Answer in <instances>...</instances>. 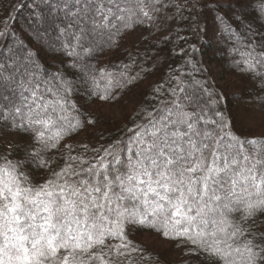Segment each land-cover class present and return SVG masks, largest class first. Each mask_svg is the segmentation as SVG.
Returning a JSON list of instances; mask_svg holds the SVG:
<instances>
[{
	"label": "snow or ice",
	"instance_id": "obj_1",
	"mask_svg": "<svg viewBox=\"0 0 264 264\" xmlns=\"http://www.w3.org/2000/svg\"><path fill=\"white\" fill-rule=\"evenodd\" d=\"M9 6L0 18V264H154L159 256L131 239L143 233L182 250L186 264H264V118L254 115L264 100H246L253 94L240 85L219 90L191 55L195 44L109 129L115 135L76 140L96 134L97 110L156 72L127 50L97 66L138 29L159 34L185 21L199 39L211 15L230 34L233 68L264 93V23L246 11L252 0L229 6L235 29L216 15L218 0ZM256 7L264 13V0ZM24 8L16 30L12 12Z\"/></svg>",
	"mask_w": 264,
	"mask_h": 264
},
{
	"label": "trees",
	"instance_id": "obj_2",
	"mask_svg": "<svg viewBox=\"0 0 264 264\" xmlns=\"http://www.w3.org/2000/svg\"><path fill=\"white\" fill-rule=\"evenodd\" d=\"M19 2L20 0H12V3L14 4H18ZM24 2L29 3L30 0H24ZM218 2L223 5V8L221 11L217 12L216 15L225 17V24L231 22L235 29L237 27L236 21L233 19V13L229 10L230 5L234 6V0H218ZM260 2L261 0H252L253 7L246 9V11L259 16L260 20L258 23H264V13H260L259 8L256 7ZM10 10L9 0H0V18L7 16ZM28 11V8H24L17 12H12L13 16H18V21L13 25L16 30H19L20 26L25 23V17L27 16ZM201 19L202 25H209L212 28V31L199 39L192 36L189 28L190 22L176 21L168 30L159 34L153 33L150 35L148 31L138 29L136 32L129 34L125 38L120 53L109 51L107 54L100 56L99 64L97 65L98 67H102L108 63H117L119 59H124L126 54L125 50L133 53L139 52L141 54V59L144 57L148 58L149 63L147 67L152 68L154 66L157 70L154 74L150 73L147 78L138 85L135 91L125 95L120 103L113 105L117 109V112H119L118 114L109 111L107 106L97 110L101 124L95 130L96 134L93 136L81 135L80 137H77L76 140L87 141L90 143H105L104 140L99 138V133L101 131L104 132L105 136L115 135V132H110L109 129H114L118 127V125L127 123L126 117L135 114L134 110L143 99V95L146 93L150 94L149 85L156 84L163 80L169 68L179 67L183 61L188 58L187 55H182L180 50H188L190 44H195L199 49V52L189 54L196 55L198 58L202 59L203 67L208 69L206 66V61H208L217 64L225 71L227 77V80L225 79V86L221 87L215 82L219 90L225 93H237L240 91V88L238 87V85H240L253 94V96L246 97V100H252L253 97L258 98L259 100H264V93H257L253 82L242 79L233 68L232 56L229 54V48L231 45L228 37L230 34L223 31L224 25L217 24V22L212 19L211 15L202 17ZM239 30L243 31V28L241 27ZM168 36H171L172 38L170 40H165V37ZM181 36L186 39H179L178 37ZM46 63L51 64V61L48 60ZM209 74L210 79L215 81L210 70ZM228 77L231 80H229ZM230 98L231 97H227L225 99V104L228 103V99ZM147 234L151 235L149 233L137 234L133 235L131 239L141 244L148 252L159 256V259L154 261V264H186L187 257L183 254L182 250L173 248L169 242L168 248L160 249L153 241H146L147 239L144 236ZM152 239L155 238L152 237Z\"/></svg>",
	"mask_w": 264,
	"mask_h": 264
},
{
	"label": "rangeland",
	"instance_id": "obj_3",
	"mask_svg": "<svg viewBox=\"0 0 264 264\" xmlns=\"http://www.w3.org/2000/svg\"><path fill=\"white\" fill-rule=\"evenodd\" d=\"M206 66L210 70L211 75H212L213 79L215 80V82L219 86L224 87L225 86V79L227 80V77L225 75V71L223 70V68L219 67L215 63L208 62V61H206ZM228 79L231 80L229 77H228ZM234 80H235V78H234ZM107 107H108L109 111L116 113V114L119 113V112H117V109L115 108V106L111 105V106H107ZM254 115L257 118H264V110H262L261 107L256 106V109L254 111ZM144 237H146V239H147V240L145 239L146 241H153L156 244V246L160 249L161 248H168V245H169L168 242L162 241L158 237H155L153 235H148V234L145 235ZM152 237L155 238L156 240L152 239Z\"/></svg>",
	"mask_w": 264,
	"mask_h": 264
}]
</instances>
